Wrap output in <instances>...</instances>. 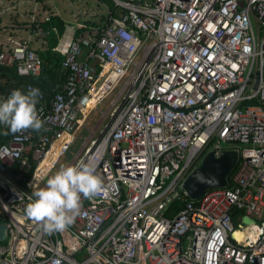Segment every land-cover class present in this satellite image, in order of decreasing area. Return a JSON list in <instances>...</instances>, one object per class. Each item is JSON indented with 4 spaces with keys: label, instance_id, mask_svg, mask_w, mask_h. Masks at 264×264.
<instances>
[{
    "label": "built area",
    "instance_id": "built-area-1",
    "mask_svg": "<svg viewBox=\"0 0 264 264\" xmlns=\"http://www.w3.org/2000/svg\"><path fill=\"white\" fill-rule=\"evenodd\" d=\"M111 1L103 23L59 36L65 84L49 100L40 91L43 128L0 124V264H264V0ZM38 15L32 33L48 37ZM44 66L27 41L0 49V67L20 79ZM116 93L106 128L69 164L90 163L101 193L82 197L65 231H44L26 205ZM223 150L240 157L229 186L191 200L185 181Z\"/></svg>",
    "mask_w": 264,
    "mask_h": 264
},
{
    "label": "clouds",
    "instance_id": "clouds-1",
    "mask_svg": "<svg viewBox=\"0 0 264 264\" xmlns=\"http://www.w3.org/2000/svg\"><path fill=\"white\" fill-rule=\"evenodd\" d=\"M244 51H250L247 45ZM40 96L38 88L29 87L26 94L13 90L0 102V124L8 125L13 133L27 129L39 132L44 126L36 107ZM102 189L103 181L90 163L61 166L47 179L45 187L33 192L25 212L44 231L63 232L80 214L82 197L94 198Z\"/></svg>",
    "mask_w": 264,
    "mask_h": 264
},
{
    "label": "crops",
    "instance_id": "crops-1",
    "mask_svg": "<svg viewBox=\"0 0 264 264\" xmlns=\"http://www.w3.org/2000/svg\"><path fill=\"white\" fill-rule=\"evenodd\" d=\"M2 4H0V42L2 45L0 49L8 50L11 49L12 46L15 45L17 42H25L29 43V47L34 50L44 62L46 61V57L48 52L51 51L55 54L57 61H61L59 55L53 51L55 47L49 50V36L45 38H39L32 33L31 26L29 25V18L30 15L33 14L34 10L39 12L38 18L42 20L43 16L47 15L52 19H59L65 25H76L80 22H84L85 19L89 20L92 17V12L90 11V4L93 2H98V0H80L78 4L73 9H69L72 7L68 0H0ZM101 5L105 6L106 9L108 8V4L104 1H101ZM77 8V9H76ZM82 10L86 12L85 16H78L77 11ZM58 22V20H55ZM71 22H75L72 24ZM48 23V22H47ZM46 24V23H44ZM43 24V26H44ZM7 27L11 29H7ZM50 31V30H49ZM81 30L78 29L77 37L80 36ZM51 34V31H50ZM87 52L84 53L83 58L86 57ZM41 55H44L43 58ZM48 64L50 69H54L48 61L45 62ZM58 73H60V68L58 69ZM65 78V76H63ZM7 81L0 80V84H5ZM26 84V83H25ZM24 84V85H25ZM65 84V83H64ZM23 85V86H24ZM22 86V87H23ZM58 88H63L64 85L60 86L57 83ZM20 87V88H22ZM37 87V86H36ZM55 88L52 93H56ZM58 93V92H57ZM46 96V95H45ZM47 97V96H46ZM48 98V97H47ZM52 98V97H51ZM238 213L235 216L236 223H237Z\"/></svg>",
    "mask_w": 264,
    "mask_h": 264
},
{
    "label": "water",
    "instance_id": "water-1",
    "mask_svg": "<svg viewBox=\"0 0 264 264\" xmlns=\"http://www.w3.org/2000/svg\"><path fill=\"white\" fill-rule=\"evenodd\" d=\"M240 161L237 150H223L217 155L209 152L204 157L201 167L194 170L184 183V189L191 200L201 198L207 191L215 188H226L229 179ZM245 223H251L249 218ZM7 225L0 220V244L6 243Z\"/></svg>",
    "mask_w": 264,
    "mask_h": 264
},
{
    "label": "trees",
    "instance_id": "trees-1",
    "mask_svg": "<svg viewBox=\"0 0 264 264\" xmlns=\"http://www.w3.org/2000/svg\"><path fill=\"white\" fill-rule=\"evenodd\" d=\"M100 1H104L105 3H107L111 9L114 7V3L111 0H100ZM55 20H58V22H56ZM44 28L46 30L51 31V34L48 40L49 50H50L57 45L59 36L65 30V24L61 22L59 19L54 18L48 23L44 24ZM55 28L57 29V32L53 30ZM51 51L48 52L46 61H48L50 65L55 68L53 70L50 69L48 64L46 63L41 77L33 81H27V80L20 79L16 74V70L13 68L7 69V68L0 67V80L7 81L4 85L0 84V95L6 92L8 89L20 88L27 82L33 83L35 86H37L40 89V91L48 97L47 98L48 100L51 99V97H53L52 91L55 88H57L56 93L61 92L62 88L60 87L58 88L57 86V83H59L60 86L64 85L65 83V78L58 73V69L60 68L61 61H57L55 54L52 53ZM41 56L45 58L44 55H41ZM180 208H181V205L179 203H175L173 205V209L175 210H179Z\"/></svg>",
    "mask_w": 264,
    "mask_h": 264
},
{
    "label": "rangeland",
    "instance_id": "rangeland-1",
    "mask_svg": "<svg viewBox=\"0 0 264 264\" xmlns=\"http://www.w3.org/2000/svg\"><path fill=\"white\" fill-rule=\"evenodd\" d=\"M68 1L70 2L71 6H72V7H69V9H73V8H75V6L78 4V2L80 0H68ZM90 6H91L90 11L94 15V17L89 18V20H85L86 21L85 23H87V24L97 23V22L103 23L104 15L106 13V9L102 5L98 4L97 2H95V3L93 2L92 4H90ZM94 19H96V20L94 21ZM71 23L75 24V22H71ZM7 29H11V28L7 27ZM1 45H2V43L0 42V46ZM116 95H117V93L114 96L112 95L108 100H106V102L102 106H100L99 110L91 116L89 122L86 125V128L80 132L77 140L75 141V143H73L71 145L68 152L62 158L61 164L53 172L52 175H54L55 172L57 170H59V168L61 166H69V164H71V162L76 159V156L78 155L80 150L84 147V144H85L86 140L89 138V136L94 135V137L96 138L106 128V127L104 128V126L105 125L107 126L109 120L108 121L105 120L104 115L109 111V109L111 107V103L115 99ZM45 186H46V182L44 183V187ZM85 255H86V252L83 256H85Z\"/></svg>",
    "mask_w": 264,
    "mask_h": 264
},
{
    "label": "bare ground",
    "instance_id": "bare-ground-1",
    "mask_svg": "<svg viewBox=\"0 0 264 264\" xmlns=\"http://www.w3.org/2000/svg\"><path fill=\"white\" fill-rule=\"evenodd\" d=\"M249 231H250V230H249ZM249 231H248V232H249ZM240 237H241V236H240Z\"/></svg>",
    "mask_w": 264,
    "mask_h": 264
}]
</instances>
